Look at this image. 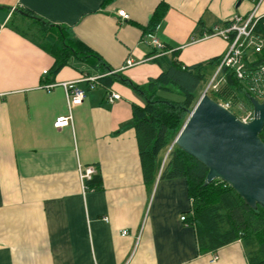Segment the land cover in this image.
Returning a JSON list of instances; mask_svg holds the SVG:
<instances>
[{"label":"crops","instance_id":"0c3cea01","mask_svg":"<svg viewBox=\"0 0 264 264\" xmlns=\"http://www.w3.org/2000/svg\"><path fill=\"white\" fill-rule=\"evenodd\" d=\"M104 2L0 0V264H249L240 240L201 253L186 180L161 176L177 137L146 182L132 114L144 100L122 80L145 86L161 74L145 32L159 4L165 14L152 36L192 66L228 49L205 34L257 6L264 17V0ZM21 9L87 45L103 74L73 59L53 79L55 59L26 31ZM127 61L137 65L125 69ZM69 82L85 92L79 105L68 104ZM112 93L120 98L111 103ZM62 117L70 126L55 128ZM89 166L101 179L96 189L81 180Z\"/></svg>","mask_w":264,"mask_h":264},{"label":"trees","instance_id":"16d2710c","mask_svg":"<svg viewBox=\"0 0 264 264\" xmlns=\"http://www.w3.org/2000/svg\"><path fill=\"white\" fill-rule=\"evenodd\" d=\"M112 1L114 0H105L104 3ZM165 9L166 5L161 3L155 10L150 25L145 30L148 36L153 35L159 27ZM18 13L29 20L30 25L26 31L35 40H40L55 59L51 70L53 79L73 59L88 64L98 72L102 71V59L87 45L72 38L66 29L44 22L27 9L18 10ZM16 19L17 17L10 22L14 27ZM254 34L264 40V17L256 23ZM169 51L170 56L162 55L154 59L162 71L145 86L122 80L144 100L143 106L133 105L132 114L143 175L147 183L155 176L160 153L171 146L184 126L189 111L196 105L199 99L197 91L208 71L217 69L221 62L219 57L205 63L185 66L178 60L179 51L165 47L164 52ZM246 65L247 77L242 80L230 69L223 68L220 76L224 77L225 83L220 84L218 90L209 92L210 98L218 103H230L231 109L242 104L252 110L250 97H258L250 91L251 77L259 66L264 65V49L261 53L253 54V60L246 61ZM170 95H177L180 99H172ZM260 138L264 142V129ZM207 174L208 169L203 164L176 145L172 147L161 174L162 178L186 180L193 206L190 221L195 226L201 253H210L240 240L247 252L249 264H264V208H250L221 180L206 185ZM100 183V177L94 175L85 184L88 189H96Z\"/></svg>","mask_w":264,"mask_h":264},{"label":"water","instance_id":"95a60500","mask_svg":"<svg viewBox=\"0 0 264 264\" xmlns=\"http://www.w3.org/2000/svg\"><path fill=\"white\" fill-rule=\"evenodd\" d=\"M250 101L254 117L244 123L204 92L174 144L208 169L206 185L221 180L257 209L264 208V101Z\"/></svg>","mask_w":264,"mask_h":264},{"label":"built area","instance_id":"2783aa9c","mask_svg":"<svg viewBox=\"0 0 264 264\" xmlns=\"http://www.w3.org/2000/svg\"><path fill=\"white\" fill-rule=\"evenodd\" d=\"M261 1V0H260ZM257 6L253 12L247 17L235 16L228 22L223 25L216 27L211 33L205 34L203 37H220L224 39L228 43V49L223 57H221V62L217 68V71L213 78L210 81L208 86V91H216L220 84L225 83L224 77L220 76V72L223 68L230 69L233 71L235 76L242 80L247 77L246 75V56L249 52L252 54L261 53L264 49V40L257 35L254 34V28L256 23L259 21L260 17L257 16ZM118 16L123 21H128L129 15L124 11H119ZM149 39L151 40L152 45L155 49L158 50V56H162L166 54L164 52L165 46L161 44L154 36L150 35ZM192 41H195L194 39ZM137 65L136 62L127 61L125 65V69L131 68ZM46 74V72H45ZM252 78V84L250 87V91L254 93L259 101H264V65L259 66L254 72ZM91 83L92 87L97 85V78H87L86 80ZM63 87L66 92V97L69 106L79 105L85 99V92L79 89L75 82H69L63 84ZM48 89L53 88L52 85L47 86ZM206 90V94L207 91ZM119 95L116 93H112L108 97L109 102H113L114 100L119 99ZM257 99V100H258ZM226 109L232 112V105L230 103H220ZM241 112L240 117H238L242 122L248 123L253 120L254 113L253 109L248 110L244 105L239 104L237 106ZM72 122V118H58L55 122V128H65L70 126ZM95 175V168L92 166L86 167L81 171V180L84 184V189H86V181L91 180ZM182 220H186L185 217ZM126 235V232H123V236ZM217 258L215 257L213 261Z\"/></svg>","mask_w":264,"mask_h":264},{"label":"rangeland","instance_id":"374dc122","mask_svg":"<svg viewBox=\"0 0 264 264\" xmlns=\"http://www.w3.org/2000/svg\"><path fill=\"white\" fill-rule=\"evenodd\" d=\"M26 24L27 25H30L29 24V21H27L26 22ZM55 32V31H54ZM249 54H252L251 52H249ZM212 73H213V69H211V70H209L208 71V74H207V76H206V79H205V81L201 84V86L199 87V89H198V91H197V94H199V99L202 97V95L204 94V92H206V90L208 89V86H209V84H210V81H211V75H212ZM208 91V90H207ZM209 92H211L210 90L207 92V95L209 96ZM171 96V98L172 99H180L177 95H170ZM210 97V96H209ZM199 99H198V101H199ZM197 101V102H198ZM197 104V103H196ZM195 107V106H194ZM194 109V108H193ZM192 109V110H193ZM191 110V111H192ZM232 112H233V114L234 115H236L237 117H240L241 116V114L243 113V112H241L240 110H239V108L238 107H234L233 109H232ZM188 117H189V115L187 116V118H186V120L188 119ZM186 122V121H185Z\"/></svg>","mask_w":264,"mask_h":264}]
</instances>
